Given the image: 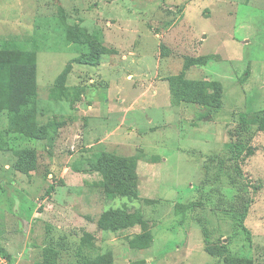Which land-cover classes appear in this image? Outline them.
Segmentation results:
<instances>
[{"label": "rangeland", "instance_id": "1", "mask_svg": "<svg viewBox=\"0 0 264 264\" xmlns=\"http://www.w3.org/2000/svg\"><path fill=\"white\" fill-rule=\"evenodd\" d=\"M0 51L34 54L51 128L0 150V264H264V0H0ZM182 72L218 81L221 106L180 100ZM107 153L134 166L136 194L95 169Z\"/></svg>", "mask_w": 264, "mask_h": 264}, {"label": "trees", "instance_id": "2", "mask_svg": "<svg viewBox=\"0 0 264 264\" xmlns=\"http://www.w3.org/2000/svg\"><path fill=\"white\" fill-rule=\"evenodd\" d=\"M210 55L186 58L184 69L192 65H204L210 60ZM36 60L32 52L12 51L7 53L0 51V115L7 118L6 126L0 128V150L7 148V135L10 132H18L26 136L44 138L51 128L48 125L39 124L37 115L39 113L37 103L36 84ZM170 90L182 101L201 104L205 107H220L222 88L218 81L209 79H188L185 73H178L169 79ZM58 88L63 90L62 83ZM230 139L235 142L232 145L245 143L241 146L243 154L240 161L254 152L250 144L254 133L248 127L245 114L239 116V122L234 130L229 131ZM128 158L116 154L107 153L99 156L94 161V167L100 171L106 183L122 192L136 194L137 184L136 173L128 166ZM136 187V189H135ZM248 207L247 204L239 209V216L236 219V226H243ZM116 218L114 221H117ZM128 221V220H127ZM204 237L207 236V229L202 228ZM205 251L215 254L216 249L206 246ZM3 249H0L2 254ZM5 253V252H4ZM43 264H52L46 258ZM78 264H112L108 255L97 256L89 259L84 258ZM226 264H253L251 258L231 257L227 258Z\"/></svg>", "mask_w": 264, "mask_h": 264}, {"label": "built area", "instance_id": "3", "mask_svg": "<svg viewBox=\"0 0 264 264\" xmlns=\"http://www.w3.org/2000/svg\"><path fill=\"white\" fill-rule=\"evenodd\" d=\"M0 260H1V257H0Z\"/></svg>", "mask_w": 264, "mask_h": 264}, {"label": "crops", "instance_id": "4", "mask_svg": "<svg viewBox=\"0 0 264 264\" xmlns=\"http://www.w3.org/2000/svg\"><path fill=\"white\" fill-rule=\"evenodd\" d=\"M204 79H206V78H204Z\"/></svg>", "mask_w": 264, "mask_h": 264}]
</instances>
